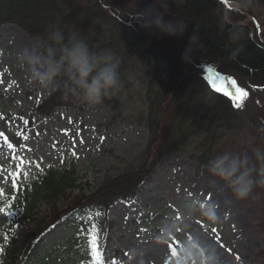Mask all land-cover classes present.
Masks as SVG:
<instances>
[{
  "label": "rangeland",
  "instance_id": "obj_1",
  "mask_svg": "<svg viewBox=\"0 0 264 264\" xmlns=\"http://www.w3.org/2000/svg\"><path fill=\"white\" fill-rule=\"evenodd\" d=\"M255 1L264 13V0ZM80 3L88 8L84 15L88 23L73 26L71 34L84 38L93 51L104 45L120 57L122 87L100 104H90L78 93L72 106L55 109L32 128L30 112L52 88H43L33 81L18 54L25 48L39 50L50 36L35 38L15 25L1 26L0 187L13 176H30L46 168L68 170L75 164L79 183L87 184L86 191L92 192L106 178L120 176L142 163V154L151 139L150 101L164 90L169 70L160 72L159 51L146 32L132 25L105 21L100 15L94 16L86 0ZM226 8L243 13L245 24L255 23L264 39V19L259 9L251 13L245 6L226 4ZM242 9L250 15L238 11ZM215 73L192 75L183 89L186 96L197 83L204 86L209 97L223 94L208 82ZM217 86H223V81H218ZM235 87L248 95L241 107L234 106L233 98L227 96L237 119L231 129H218L212 159L225 152L253 156L254 148L264 150V88L245 89L237 83ZM206 109L197 110L196 122L192 115L187 124L188 129L193 123L195 129L203 126L202 131L192 136L181 152L159 162L133 201L115 203L105 214L82 213L53 227L33 248L29 264H40L46 255H55L56 248L67 241L71 246H67L62 264H85L92 249L89 224L99 229L102 264H175L179 248L194 237L203 249L215 248L224 264L264 263V185L258 184L248 198L238 200L223 181L194 158L202 152L205 124L211 118ZM67 204L60 203L62 207ZM207 208L214 210L215 222L204 214ZM41 209L36 220L24 223L13 222L0 213V264H6L2 261L5 241L26 247L37 222L48 218L49 205ZM76 234L78 238L73 240Z\"/></svg>",
  "mask_w": 264,
  "mask_h": 264
},
{
  "label": "trees",
  "instance_id": "obj_2",
  "mask_svg": "<svg viewBox=\"0 0 264 264\" xmlns=\"http://www.w3.org/2000/svg\"><path fill=\"white\" fill-rule=\"evenodd\" d=\"M86 2L94 16L100 15L112 24L132 25L146 32L153 46L159 51L162 61L160 72L166 68L169 70L165 76L164 90L150 101L151 139L142 154L140 166L126 170L120 176L106 178L92 192L86 191L87 184L79 183L75 164L68 170L46 168L36 170L30 176H13L9 183H3L0 187L3 190L0 207L8 204L12 206L13 214L8 216L11 221H34L43 206L49 205L50 208L48 218L37 222L26 247L5 241V257L2 261L6 264H29L33 248L46 233L65 221H71L77 215L90 211L105 214L115 203L133 201L139 187L152 175L159 162L170 154L181 152L191 137L202 131L204 127L198 125L195 129V123H191L192 128L187 127L192 115L196 122V112L201 108H207V117L211 118L205 124L207 128L201 143L202 152L194 158L201 167L206 168L212 159L218 129H231L237 114L233 110L232 100L226 95L214 93L209 97L208 91L199 83L187 97L183 89L192 75H207L214 71L235 80L242 88H264V39L255 23L245 24L247 19L243 13L227 10L226 4H233V0H227L226 3L221 0H166L171 15L165 16V19L174 18L187 24L184 34L179 37L154 35L152 30L142 28L137 22L134 14L146 9L154 0ZM244 6L251 13L259 9L257 11L264 19V13L255 0H245ZM87 10L80 0H0V27L12 24L32 37L43 39L50 36L55 29H60L67 37L73 26H85L88 23L84 20ZM233 26L242 32L243 39L239 43L244 45L243 52L235 59L231 58L230 53L236 44L229 40V31ZM194 32L199 35L201 46L189 59H185V51ZM105 48L104 45L98 47L99 50H106ZM77 97L78 92L71 90L69 81L66 78L60 80L46 98L33 107L29 117L30 126L33 128L41 119L51 116L57 108L72 106ZM61 202L68 204L62 207ZM93 225L89 224L91 228ZM94 235L100 247L99 229L96 228ZM76 238L78 234L73 236V240ZM68 245L70 244L67 241L65 245L57 247L55 255H46L40 264H62ZM86 256L88 260L85 264H92V249ZM254 264L264 263L256 261Z\"/></svg>",
  "mask_w": 264,
  "mask_h": 264
},
{
  "label": "clouds",
  "instance_id": "obj_3",
  "mask_svg": "<svg viewBox=\"0 0 264 264\" xmlns=\"http://www.w3.org/2000/svg\"><path fill=\"white\" fill-rule=\"evenodd\" d=\"M244 3L245 0H233L234 6L243 7ZM134 15L142 28L152 30L157 36L179 37L187 28L184 22L165 19L171 15L166 0H154L153 4ZM242 39V32L233 26L229 40L236 47L231 49V58L235 59L243 52L244 45L239 43ZM200 46L199 35L194 32L185 51V59H189ZM18 58L30 78L41 87L54 89L60 78H66L71 90L81 93L90 104L102 103L104 98L114 95L122 87L120 57L110 49L93 51L76 33L65 37L60 29H55L50 40L39 50L25 48ZM206 168L230 188L236 199L244 200L255 186L264 185V150L254 148L253 156L225 152L209 160ZM204 214L212 222L217 219L212 208H207ZM168 235L171 237L172 233ZM175 264H224V261L215 248L203 249L194 237L179 248Z\"/></svg>",
  "mask_w": 264,
  "mask_h": 264
},
{
  "label": "snow or ice",
  "instance_id": "obj_4",
  "mask_svg": "<svg viewBox=\"0 0 264 264\" xmlns=\"http://www.w3.org/2000/svg\"><path fill=\"white\" fill-rule=\"evenodd\" d=\"M227 0H225V3ZM211 71V70H209ZM218 81H223V86L218 87L217 83ZM208 82L211 84V86L217 91V92H222L226 96H230L233 98V103L234 106L236 107H241L243 100L247 97L248 93L246 91H243L242 89L236 88L235 87V80L231 78H225L222 77L218 72L215 73V75H210L208 77ZM2 147V146H0ZM7 147L9 149L13 148L12 144H7ZM75 155V153H73ZM39 167V165H37ZM16 185V180H13V186ZM3 196V190L0 189V197ZM11 205H5L4 207H0V213L5 214L6 216H11L13 213L11 211ZM96 231V226L93 225L92 229L89 232V235L92 237L90 240V245L92 247V252H93V261L92 264H102V261L98 260V257L100 255L99 247L96 243V237L94 235Z\"/></svg>",
  "mask_w": 264,
  "mask_h": 264
},
{
  "label": "water",
  "instance_id": "obj_5",
  "mask_svg": "<svg viewBox=\"0 0 264 264\" xmlns=\"http://www.w3.org/2000/svg\"><path fill=\"white\" fill-rule=\"evenodd\" d=\"M221 1L225 3V0H221ZM233 10H236V9H233ZM238 11H240V12H244L245 14L250 15V13H249L247 10H245V9L238 10Z\"/></svg>",
  "mask_w": 264,
  "mask_h": 264
},
{
  "label": "bare ground",
  "instance_id": "obj_6",
  "mask_svg": "<svg viewBox=\"0 0 264 264\" xmlns=\"http://www.w3.org/2000/svg\"><path fill=\"white\" fill-rule=\"evenodd\" d=\"M264 4V3H263ZM264 6V5H263ZM48 238V236H46V239ZM47 241V240H46Z\"/></svg>",
  "mask_w": 264,
  "mask_h": 264
}]
</instances>
